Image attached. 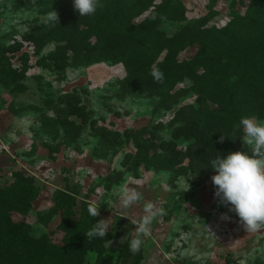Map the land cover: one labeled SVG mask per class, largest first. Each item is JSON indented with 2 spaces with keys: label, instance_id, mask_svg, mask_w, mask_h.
I'll list each match as a JSON object with an SVG mask.
<instances>
[{
  "label": "rangeland",
  "instance_id": "374dc122",
  "mask_svg": "<svg viewBox=\"0 0 264 264\" xmlns=\"http://www.w3.org/2000/svg\"><path fill=\"white\" fill-rule=\"evenodd\" d=\"M180 1L186 18L161 24L168 37L208 17L212 6L209 0ZM251 1L217 0L209 27L225 28L234 13L246 14ZM47 21V15L26 10L16 0H0V188L12 182L15 172L34 177L40 188L32 210L26 215L14 213L12 219L29 225L34 237L47 235L54 244L63 245L65 235L57 232L59 216L45 226L38 213L54 206L57 191H65L76 196L78 212L84 201L102 210L108 232L114 235L106 247L122 249L138 235L134 224L151 203L161 214L141 237L143 244L135 252L142 255L140 264H264V227L246 231L238 216L219 203L212 169L175 176L137 158L136 142L153 138L143 134L146 128H159L157 140L160 135L171 139L168 123L181 107L196 103L192 82L179 83L186 90L179 103L157 113L146 99H119V83L127 75L124 64L58 69L49 55L58 43L39 49L31 41ZM195 53V48H187L179 60ZM245 139L243 134L232 152L251 155L252 146ZM178 146L185 151L188 143L179 141ZM125 186L137 190L142 199L124 207L120 189ZM222 213L231 220H221ZM136 260L120 258L119 253L105 255V264ZM96 261V255L86 260Z\"/></svg>",
  "mask_w": 264,
  "mask_h": 264
},
{
  "label": "trees",
  "instance_id": "16d2710c",
  "mask_svg": "<svg viewBox=\"0 0 264 264\" xmlns=\"http://www.w3.org/2000/svg\"><path fill=\"white\" fill-rule=\"evenodd\" d=\"M209 1L208 17L168 37L161 24L186 18L180 0H100L102 6L94 15L82 17L72 0H16L26 10L58 14L59 23L47 21L31 36L39 49L58 43L49 54L58 69L123 63L127 75L119 83V99H146L157 113L179 103L186 91L179 83L192 82L196 103L181 107L168 123L171 139L160 135L157 140L159 128L153 126L143 133L152 139L136 142L143 164L175 176L211 170L210 162L218 153L226 156L242 143V117L264 119V0H252L244 16L234 13L222 29L209 27L217 0ZM187 48L196 53L180 61ZM155 69L163 79L154 78ZM179 141L188 143L185 151L179 149ZM39 196L35 178L24 172H15L12 182L0 188V264H90L86 262L90 255L97 256L93 264H105L109 252L124 259L134 256V264L141 263V253L130 251L129 243L122 249L106 247L114 239L111 232L103 238L87 237L102 219V210L84 201L78 212L76 196L65 191H57L54 206L38 213L45 226L59 216L57 232L65 235L63 245L47 235L34 237L30 226L15 222L12 215H26ZM92 205L100 209L95 218L88 212Z\"/></svg>",
  "mask_w": 264,
  "mask_h": 264
},
{
  "label": "clouds",
  "instance_id": "9594fccd",
  "mask_svg": "<svg viewBox=\"0 0 264 264\" xmlns=\"http://www.w3.org/2000/svg\"><path fill=\"white\" fill-rule=\"evenodd\" d=\"M72 2L74 10L80 17L94 15L102 6L100 0H72ZM47 19L50 23H59L58 14L54 10L47 14ZM152 75L156 80L163 79V73L158 69L153 70ZM240 125L246 138L244 143L252 146V154L236 151L225 156L218 153L211 160L208 168L215 172L211 180L215 187L214 195L219 203L226 207L228 212L238 216L246 231H256L264 227V122L254 117H242ZM224 137L222 136L221 140ZM120 199L124 207H129L140 201L142 196L137 190L125 186L120 189ZM144 211L145 215L134 224L136 225L134 231L138 235L128 244L133 253L140 250L143 244L141 237L149 233L153 220L161 214L151 203L146 205ZM88 212L93 218L100 215V209L94 205L89 206ZM220 218L223 221L231 220L227 213H222ZM107 221L108 219H101L93 224L87 237H105L109 229Z\"/></svg>",
  "mask_w": 264,
  "mask_h": 264
}]
</instances>
